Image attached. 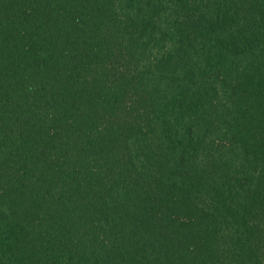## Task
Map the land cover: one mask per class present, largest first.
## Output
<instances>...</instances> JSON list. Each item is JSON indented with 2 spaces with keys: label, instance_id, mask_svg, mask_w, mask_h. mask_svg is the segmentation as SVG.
Returning a JSON list of instances; mask_svg holds the SVG:
<instances>
[{
  "label": "trees",
  "instance_id": "16d2710c",
  "mask_svg": "<svg viewBox=\"0 0 264 264\" xmlns=\"http://www.w3.org/2000/svg\"><path fill=\"white\" fill-rule=\"evenodd\" d=\"M0 264H264V0H0Z\"/></svg>",
  "mask_w": 264,
  "mask_h": 264
}]
</instances>
